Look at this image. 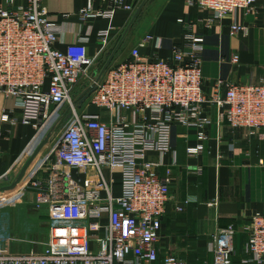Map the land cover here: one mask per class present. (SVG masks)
Wrapping results in <instances>:
<instances>
[{
	"label": "built area",
	"instance_id": "2783aa9c",
	"mask_svg": "<svg viewBox=\"0 0 264 264\" xmlns=\"http://www.w3.org/2000/svg\"><path fill=\"white\" fill-rule=\"evenodd\" d=\"M0 2V94L15 102L4 110L1 122L16 124L13 113L18 110L22 125L36 131L55 124L51 136L61 139L54 168L24 186L33 192L36 210L46 208L52 232L57 226L78 225L82 235L67 244L65 237L53 234L44 253L10 254L1 249L0 233V264H186L173 254L159 263L157 244L171 178L169 173L159 177L158 165L149 157L169 150L175 125L198 130V144L188 147L186 154L199 155L207 140L205 103H212L218 118L231 129L264 131V84L226 85L222 96L218 92L206 96L201 70L205 41L190 32L183 44L173 45L171 60L141 57L140 49L152 43L148 36L130 49L123 62L98 67L111 28L99 32L102 50L95 56L88 55L83 38L62 52L55 48L57 22L42 0ZM100 2L107 7L94 10L93 1L87 0L77 17L111 20L118 10L134 11L130 0ZM186 2L209 11L211 20H222L252 10L256 0ZM230 27L231 33L245 31L235 22ZM238 62L237 55L231 57L233 65ZM89 107L108 112V122L90 114ZM122 111L130 116H121ZM116 169L122 172L118 197L112 196L104 177L105 171ZM89 171L92 177L83 180L72 176ZM103 217L104 227L98 223ZM101 229L104 237H96ZM243 232L247 241L241 264H264V215L252 216ZM237 235L229 226L212 237L209 251L214 264H232Z\"/></svg>",
	"mask_w": 264,
	"mask_h": 264
},
{
	"label": "crops",
	"instance_id": "0c3cea01",
	"mask_svg": "<svg viewBox=\"0 0 264 264\" xmlns=\"http://www.w3.org/2000/svg\"><path fill=\"white\" fill-rule=\"evenodd\" d=\"M86 1L42 0L49 16L57 22L59 35L55 48L59 51L63 52L77 38H83L88 55L95 56L102 50L99 32L111 28L107 45L98 56V67L119 63L117 59L124 52L127 59L130 49L148 36L152 43L140 49L141 57L168 61L172 58L173 45L183 44L184 36L190 32L203 36L205 41L201 70L206 96L215 92L222 96L226 85L264 84V0H256L252 10L237 11L222 20H211L209 11L189 6L186 0H130L133 12L118 10L111 20L81 21L77 14ZM92 1L94 10L107 7L100 0ZM141 8L144 10L140 11ZM65 14L70 17L65 18ZM234 22L245 31L231 33L230 26ZM234 55L239 58L237 65L231 63ZM14 104L0 94V187L15 180L36 147L55 126L51 122L50 127L40 131L24 126L18 110L13 113L16 124L1 122L4 110ZM202 110L208 120L204 128L207 140L199 155L186 154L188 147L198 144V130L175 125L169 150L161 156L149 157L151 163L158 165L159 177L169 173L171 178L170 201L161 220L157 244L159 263L166 255L173 254L186 264H214L209 251L212 237L219 230L233 226L238 235L232 264H241L242 249L247 241L243 227L252 216L264 215V131L251 134L244 129H231L225 120L218 118L212 103L202 105ZM88 112L98 115L104 122L110 118L108 112L96 107H89ZM120 114L130 116L124 111ZM60 139V136H51L20 184L12 192H5L6 195L0 193L1 249L4 253H44L51 247L53 234L65 237L67 244L82 239L78 225L57 226L52 232L46 208L37 211L33 192L24 186L31 178L46 177V171L54 168ZM92 175L91 171L84 176L72 173L73 178L81 180ZM104 177L112 196H120L121 170L105 171ZM98 223L104 227L107 219L103 217ZM94 235L102 238L104 230ZM91 249L95 250L96 246L92 244Z\"/></svg>",
	"mask_w": 264,
	"mask_h": 264
},
{
	"label": "water",
	"instance_id": "95a60500",
	"mask_svg": "<svg viewBox=\"0 0 264 264\" xmlns=\"http://www.w3.org/2000/svg\"><path fill=\"white\" fill-rule=\"evenodd\" d=\"M54 128L50 130V132L45 136V138L39 143V145L36 147L32 155L28 158V160L25 162V164L22 166L21 170L17 174L15 180L8 186L0 187V193L9 192L13 189H15L20 182L25 177L27 171L35 161L36 157L39 155V153L42 151V149L46 146V144L49 142L50 137L52 135Z\"/></svg>",
	"mask_w": 264,
	"mask_h": 264
},
{
	"label": "rangeland",
	"instance_id": "374dc122",
	"mask_svg": "<svg viewBox=\"0 0 264 264\" xmlns=\"http://www.w3.org/2000/svg\"><path fill=\"white\" fill-rule=\"evenodd\" d=\"M145 3H146V2H145ZM142 9H143V8H141L140 11H143V10H144V9H143V10H142ZM119 56H120V57L117 59L118 62L125 60V59H126V52L122 53V54L119 55Z\"/></svg>",
	"mask_w": 264,
	"mask_h": 264
}]
</instances>
